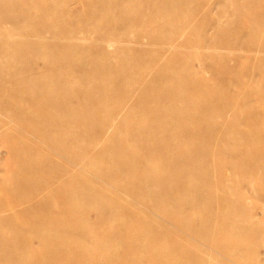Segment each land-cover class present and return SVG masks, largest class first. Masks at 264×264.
<instances>
[{
    "label": "rangeland",
    "instance_id": "1",
    "mask_svg": "<svg viewBox=\"0 0 264 264\" xmlns=\"http://www.w3.org/2000/svg\"><path fill=\"white\" fill-rule=\"evenodd\" d=\"M263 16L264 0H0V264H112L125 227L173 264H264Z\"/></svg>",
    "mask_w": 264,
    "mask_h": 264
},
{
    "label": "bare ground",
    "instance_id": "2",
    "mask_svg": "<svg viewBox=\"0 0 264 264\" xmlns=\"http://www.w3.org/2000/svg\"><path fill=\"white\" fill-rule=\"evenodd\" d=\"M254 155H256V157L258 159V157L262 156V152H259V150H257L256 153H254ZM11 215L13 217L15 216L13 211L10 213V216ZM172 215H175V214L172 212ZM0 222H1V220H0ZM181 222H183V221L181 220ZM17 227H21V226H18V225L16 226V224H15V226H13L12 229L15 230V228H17ZM216 227H217V224H216ZM133 232L137 235L136 237L139 239L144 236V233H147V232L142 231V229L139 227L137 229L125 227L124 230L120 231V233H122L124 235L125 234L128 235V241L130 243L128 245H126L124 249L122 247L119 248L118 250L108 249L107 255L111 258L116 259V260L113 259L115 263L112 262V264H173V261H166L165 254H167V253L163 252V251L162 252L159 251L158 248H156V247H152L150 249L146 248V250L140 248L139 246H142V245L145 246L146 243L139 240V239L134 240V238L131 236V234ZM19 235L16 234V236H18L19 243H16V245L13 249V254L18 255V261L19 262H21V261L25 262V260H24V258H26L25 257V254H26L25 251H27V248L32 245V244H30V239H31L30 236L31 235L28 233H25L24 235H20V237H19ZM71 237H73V236H71ZM66 242H72L75 245L76 252H77L78 256L81 258L88 256L91 253V251H93V250H90L89 247H86V240L85 239L84 240H73V241H69L68 239H66ZM90 244H91V242H90ZM110 244L111 243H109L107 245H110ZM47 246H48L47 242L42 243V247H44L45 250L49 251L48 254L50 256H55L54 254L58 253L59 248L56 249L55 245L50 244L49 245L50 249ZM94 246H95V244H94ZM62 247H64V248H62ZM62 247H61L62 252H64V250L65 251L68 250V246L66 244L62 245ZM234 251L237 252V250H234ZM69 252L72 253V251H70V250H69ZM136 253H137V256H134ZM28 259H29V257H28ZM161 259H164V261ZM29 260L31 262H33V264H37L41 261V256H34V257L31 256V259H29Z\"/></svg>",
    "mask_w": 264,
    "mask_h": 264
}]
</instances>
